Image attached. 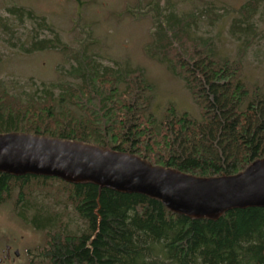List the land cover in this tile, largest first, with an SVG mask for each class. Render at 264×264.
Instances as JSON below:
<instances>
[{"label": "trees", "instance_id": "obj_1", "mask_svg": "<svg viewBox=\"0 0 264 264\" xmlns=\"http://www.w3.org/2000/svg\"><path fill=\"white\" fill-rule=\"evenodd\" d=\"M160 1L146 7L152 39L144 51L182 81L200 119L172 105L157 116L143 69L103 65L81 49L70 51L73 62L56 81L41 82L32 93L13 94L0 79V134L94 145L199 178L233 176L264 159V94L242 79L261 0L237 10L230 34L242 45L234 59L219 57L212 37L193 34L197 19L213 14L210 5L178 13ZM7 11L20 21L39 19L24 8ZM38 26L52 31L43 18ZM31 39L25 52L58 45ZM13 194L18 218L46 235L38 256L47 264H264V208L190 217L157 198L92 181L0 172V203ZM69 212L81 222L77 232L65 220Z\"/></svg>", "mask_w": 264, "mask_h": 264}, {"label": "rangeland", "instance_id": "obj_2", "mask_svg": "<svg viewBox=\"0 0 264 264\" xmlns=\"http://www.w3.org/2000/svg\"><path fill=\"white\" fill-rule=\"evenodd\" d=\"M154 1L0 0V79L13 94L32 93L41 82H54L62 75V69L73 62L70 51L85 49L103 65L119 62L143 69L154 87L153 110L157 116L166 105H172L178 113L200 119V111L182 81L144 51L152 39L151 12L146 7ZM166 1L161 0L160 5ZM247 1L168 0V6L181 13L210 5L213 14L197 19L193 34L212 37L218 56L234 59L242 39L231 36L230 27L233 19L240 17L237 10ZM13 7L30 10L38 21L43 18L52 31L38 26L37 20L24 17L20 21L7 11ZM252 22L258 35L251 39L243 57L242 79L249 87L258 85L264 94V0ZM34 35L37 40L57 41L58 45L25 52L23 48L30 46ZM14 200L15 194L0 203V264H47L38 256L46 235L18 218ZM68 215L69 229L77 232L80 220L70 212ZM7 247L9 256L5 258Z\"/></svg>", "mask_w": 264, "mask_h": 264}, {"label": "water", "instance_id": "obj_3", "mask_svg": "<svg viewBox=\"0 0 264 264\" xmlns=\"http://www.w3.org/2000/svg\"><path fill=\"white\" fill-rule=\"evenodd\" d=\"M0 172L92 181L157 198L170 211L190 217L215 219L231 209L264 208V159L233 176L199 178L94 145L7 133L0 134Z\"/></svg>", "mask_w": 264, "mask_h": 264}, {"label": "flooded vegetation", "instance_id": "obj_4", "mask_svg": "<svg viewBox=\"0 0 264 264\" xmlns=\"http://www.w3.org/2000/svg\"><path fill=\"white\" fill-rule=\"evenodd\" d=\"M8 256H9V249L7 247L6 250H5V258H8Z\"/></svg>", "mask_w": 264, "mask_h": 264}]
</instances>
